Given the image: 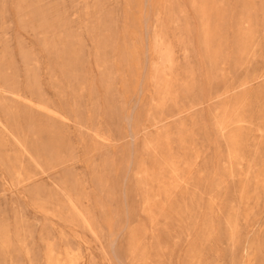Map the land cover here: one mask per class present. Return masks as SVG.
<instances>
[{
    "label": "rangeland",
    "instance_id": "374dc122",
    "mask_svg": "<svg viewBox=\"0 0 264 264\" xmlns=\"http://www.w3.org/2000/svg\"><path fill=\"white\" fill-rule=\"evenodd\" d=\"M0 264H264V0H0Z\"/></svg>",
    "mask_w": 264,
    "mask_h": 264
}]
</instances>
